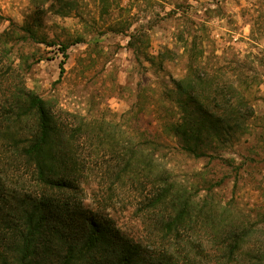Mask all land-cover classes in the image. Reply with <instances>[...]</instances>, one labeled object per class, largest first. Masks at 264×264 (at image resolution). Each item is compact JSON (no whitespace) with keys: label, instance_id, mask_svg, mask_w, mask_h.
Wrapping results in <instances>:
<instances>
[{"label":"trees","instance_id":"obj_1","mask_svg":"<svg viewBox=\"0 0 264 264\" xmlns=\"http://www.w3.org/2000/svg\"><path fill=\"white\" fill-rule=\"evenodd\" d=\"M202 56L190 54L175 83L178 118L164 125L196 158L224 152L254 116L236 85L199 64ZM5 66L0 55V264H264L252 229L199 203L146 147L119 142L102 125H76L20 73L7 86ZM113 211L131 213L141 236L124 231Z\"/></svg>","mask_w":264,"mask_h":264},{"label":"rangeland","instance_id":"obj_2","mask_svg":"<svg viewBox=\"0 0 264 264\" xmlns=\"http://www.w3.org/2000/svg\"><path fill=\"white\" fill-rule=\"evenodd\" d=\"M4 33L7 86L20 73L76 125H102L119 142L143 145L199 203L252 229L264 251V0H0ZM192 52H203L199 64L236 85L254 109L244 134L200 158L164 126L178 118L175 83ZM130 214L112 212L139 238Z\"/></svg>","mask_w":264,"mask_h":264}]
</instances>
